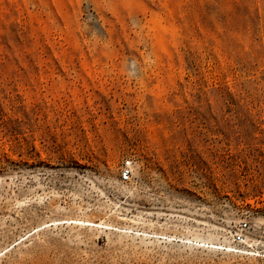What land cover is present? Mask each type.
Wrapping results in <instances>:
<instances>
[{"label": "rangeland", "instance_id": "1", "mask_svg": "<svg viewBox=\"0 0 264 264\" xmlns=\"http://www.w3.org/2000/svg\"><path fill=\"white\" fill-rule=\"evenodd\" d=\"M0 264H264V0H0Z\"/></svg>", "mask_w": 264, "mask_h": 264}, {"label": "built area", "instance_id": "2", "mask_svg": "<svg viewBox=\"0 0 264 264\" xmlns=\"http://www.w3.org/2000/svg\"><path fill=\"white\" fill-rule=\"evenodd\" d=\"M130 176H131V161L127 159L124 161L123 171L120 175L119 180L122 183H126L130 180ZM246 226H247V224L245 222H242L239 224V228L241 230H244L246 228ZM235 241L237 243L241 242L242 241L241 235L237 234L235 236Z\"/></svg>", "mask_w": 264, "mask_h": 264}, {"label": "bare ground", "instance_id": "3", "mask_svg": "<svg viewBox=\"0 0 264 264\" xmlns=\"http://www.w3.org/2000/svg\"><path fill=\"white\" fill-rule=\"evenodd\" d=\"M245 253H247V252H245Z\"/></svg>", "mask_w": 264, "mask_h": 264}]
</instances>
